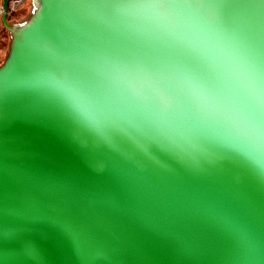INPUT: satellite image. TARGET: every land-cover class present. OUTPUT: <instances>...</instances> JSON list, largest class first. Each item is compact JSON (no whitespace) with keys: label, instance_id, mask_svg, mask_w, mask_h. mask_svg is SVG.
I'll use <instances>...</instances> for the list:
<instances>
[{"label":"water","instance_id":"1","mask_svg":"<svg viewBox=\"0 0 264 264\" xmlns=\"http://www.w3.org/2000/svg\"><path fill=\"white\" fill-rule=\"evenodd\" d=\"M0 66V264H264V0H35Z\"/></svg>","mask_w":264,"mask_h":264},{"label":"rangeland","instance_id":"2","mask_svg":"<svg viewBox=\"0 0 264 264\" xmlns=\"http://www.w3.org/2000/svg\"><path fill=\"white\" fill-rule=\"evenodd\" d=\"M1 4L2 0H0V6ZM37 8L38 3L36 4L35 0L27 2L17 12L7 15L9 24L15 28L22 27L26 22L30 20ZM12 38V33L4 25L2 15H0V66L3 64L5 58L7 57Z\"/></svg>","mask_w":264,"mask_h":264},{"label":"built area","instance_id":"3","mask_svg":"<svg viewBox=\"0 0 264 264\" xmlns=\"http://www.w3.org/2000/svg\"><path fill=\"white\" fill-rule=\"evenodd\" d=\"M31 0H9L8 4V14H13L21 9L27 2ZM3 10L0 6V15H2Z\"/></svg>","mask_w":264,"mask_h":264}]
</instances>
